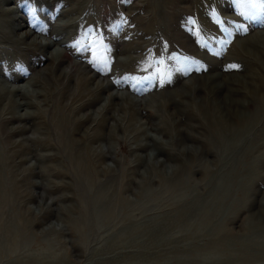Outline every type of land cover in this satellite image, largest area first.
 <instances>
[{
	"label": "rangeland",
	"instance_id": "1",
	"mask_svg": "<svg viewBox=\"0 0 264 264\" xmlns=\"http://www.w3.org/2000/svg\"><path fill=\"white\" fill-rule=\"evenodd\" d=\"M30 79L0 99L29 114L0 130V264H264L261 0H0V83Z\"/></svg>",
	"mask_w": 264,
	"mask_h": 264
},
{
	"label": "bare ground",
	"instance_id": "2",
	"mask_svg": "<svg viewBox=\"0 0 264 264\" xmlns=\"http://www.w3.org/2000/svg\"><path fill=\"white\" fill-rule=\"evenodd\" d=\"M1 9H2L3 12H5L6 14H8V15H6V17H7V20H8V23H9L10 27L12 28L11 31H13V30H15L17 28L19 29V28L22 27V24L20 22H17L16 21L17 15H14L13 14L14 11H13V9L11 7H9L8 9L2 7ZM2 14L5 15L4 13H2ZM27 37H28V34L25 32V34H17L16 36L13 37L14 38L13 40L15 42L25 43L24 41H25V38H27ZM256 38H258V37H256ZM240 42L241 43H244L245 46H246V44L249 43V39L241 40ZM55 44H58L60 46L63 43L56 42ZM29 45H31V44H29ZM53 45L54 44H53L52 41H46V42L39 43L38 48H43L44 50H46L47 48L52 47ZM50 56H51V59H50V62H48L47 66L42 67V68H40V69H38L36 71V73L39 76H42L43 74L44 75H48L49 72H52V71H55V70L59 69L64 64V60L66 59L65 58V50L63 48H57V49H55L53 52H51ZM73 65L75 67V72H72L71 70H65L63 72V76L65 78V82L67 84H71L72 80L74 79L75 82L77 83V87L78 86L79 87H82L83 86L84 88H88V90H90V88L92 87L90 84L95 79L94 78L95 75H89V72L88 71L85 72V70H84V68H83V66L81 65L80 62L74 61L73 62ZM80 71H81V74L79 73ZM61 75H62V72L59 74V76L61 77ZM219 78H221V75L220 74H212V75L208 76L207 80H208V82H210V81L211 82H216ZM224 80H226V79H224ZM233 80L234 81H240V78L239 79H233ZM195 81H196V79H195ZM33 83L34 82H33L32 79H30L29 81H27V83L24 84V85H21V84H14V85H12L11 84L10 86H8L9 84L6 85V84H3L1 82L0 83V99L2 97H4L5 94H8V93L9 94H22V93H24V96H25V95H27L32 90L31 87H32ZM220 83L222 84L223 83V80L220 81ZM94 86H96L95 87L96 89L94 90V92L96 94H98V97L102 96L101 92H103V91H109L112 88L111 85H110V83L107 82L105 84V81L103 82V81H100V80H98ZM179 87H180V90L181 91L175 89V91H173V93L176 92V91H178L177 94H179L180 92L183 94L184 92H182V89L186 90L188 88V83L187 82H184ZM233 91H236V89H234ZM109 93H110L109 96H108L109 99H113V98L115 99V98H120V97L125 98L126 97V98L131 99L132 101H136L135 99L131 98L128 95V93H126V92L125 93L122 92L121 94L119 92H117V93H111V92H109ZM261 97L264 100V95H261ZM145 100H146L145 98L138 99L137 102L140 103L141 101H145ZM238 102H241V101L238 100ZM22 104L23 103L21 102L20 103V106ZM104 108H105V106L103 107V109ZM5 109L6 108H5V105H4L3 110L5 111ZM92 110H94V109L93 108L88 109L89 114H87V118L86 119H90V120L93 121V120H96V118L98 117L97 116L98 113L96 115V113L94 111L92 112ZM260 111L261 110H259L258 113H260ZM9 114L11 116L9 118L4 119L2 121V123L0 125V130L2 132V136L5 138L6 141H9V140L10 141H13V138H15L18 135H21L22 132L27 131L26 130L27 129L26 127L14 126V125L16 124V122H19L21 119H24V117L27 116V115H29V114H27V113H20V112H17L16 110L9 112ZM257 116H259V115H257ZM10 126H12V127H10ZM14 143H15V140H14ZM5 152L6 151H1L0 154L5 155ZM8 153H10V151ZM6 154H7V152H6ZM12 161H15V160L12 158Z\"/></svg>",
	"mask_w": 264,
	"mask_h": 264
},
{
	"label": "snow or ice",
	"instance_id": "3",
	"mask_svg": "<svg viewBox=\"0 0 264 264\" xmlns=\"http://www.w3.org/2000/svg\"><path fill=\"white\" fill-rule=\"evenodd\" d=\"M261 3L264 4V0H261ZM255 6L256 5L254 4L253 7H255ZM229 67L234 68V69H238V68H240V65L233 64V65H230Z\"/></svg>",
	"mask_w": 264,
	"mask_h": 264
}]
</instances>
